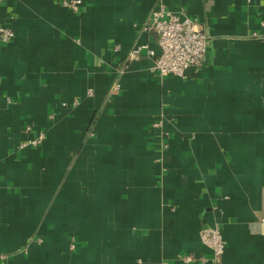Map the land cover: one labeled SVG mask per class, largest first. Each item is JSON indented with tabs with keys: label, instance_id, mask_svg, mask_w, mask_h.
Listing matches in <instances>:
<instances>
[{
	"label": "crops",
	"instance_id": "0c3cea01",
	"mask_svg": "<svg viewBox=\"0 0 264 264\" xmlns=\"http://www.w3.org/2000/svg\"><path fill=\"white\" fill-rule=\"evenodd\" d=\"M68 1L0 0V264H264V0ZM157 1L206 36L184 77L129 56Z\"/></svg>",
	"mask_w": 264,
	"mask_h": 264
},
{
	"label": "built area",
	"instance_id": "2783aa9c",
	"mask_svg": "<svg viewBox=\"0 0 264 264\" xmlns=\"http://www.w3.org/2000/svg\"><path fill=\"white\" fill-rule=\"evenodd\" d=\"M158 1L150 8L143 28L155 32L159 52L155 53L153 49L145 45L133 46L129 51V56H136L144 49L146 56L153 57L152 69L159 75L170 74L184 77L188 69L200 66L204 62L207 52L206 36L192 18L176 14ZM65 3L76 9L81 1L71 0ZM13 36L12 28L0 25L2 41L7 42ZM44 136L43 133H39L34 139L20 142V146L26 144L36 146ZM199 236L202 243L212 250L214 257L223 253L226 241L217 226H204L201 228Z\"/></svg>",
	"mask_w": 264,
	"mask_h": 264
}]
</instances>
